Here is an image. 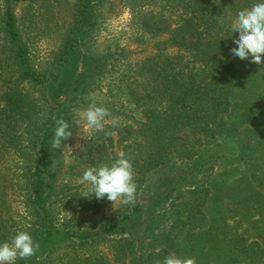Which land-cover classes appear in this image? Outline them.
<instances>
[{
    "label": "trees",
    "instance_id": "1",
    "mask_svg": "<svg viewBox=\"0 0 264 264\" xmlns=\"http://www.w3.org/2000/svg\"><path fill=\"white\" fill-rule=\"evenodd\" d=\"M114 1L74 0L59 63L78 59L73 89L79 100L88 97L87 79L101 75L107 59L116 54L120 60L114 62H122L127 56L126 49L118 54L115 50L111 54L77 52L114 10ZM256 2L123 0L137 30L132 41L153 53L127 64L110 81L122 93V103L139 110L141 118L124 114L117 107L120 104H112L106 121L124 116L127 123L106 122L104 131H97L95 140L85 145L83 158L74 162H97L90 167H99L98 162H114L124 153L133 165L136 201L124 205L109 226L83 229L60 222L64 206L87 210L93 205L90 195L64 194L74 182H65L60 165L64 161L59 150L51 147L56 120H65L69 131L76 127L77 119L67 107L68 84L49 83L34 69L13 0H0V243L26 231L39 244L34 256L18 259L16 264H163L165 256L175 254L172 231L209 228L204 192L208 188L177 204L175 215L180 216L165 232H156L159 243L139 244L132 242L131 234L127 238L116 232L129 224L136 211L140 218L161 203L157 198L149 199L153 204L148 205L138 200L141 195L144 198L149 173L160 171L171 160L194 163L219 140L231 142V151L245 167L254 189L264 193V64L252 63L251 57L241 60L230 51L237 47L233 41L239 34L232 33L231 25L238 11ZM27 90L39 92L42 96L37 102L53 110V116L36 113L32 98L23 92ZM80 166L85 168L83 163ZM13 202L22 214L15 211ZM155 229L145 231L153 235ZM243 250L250 262L263 259L264 252L255 242Z\"/></svg>",
    "mask_w": 264,
    "mask_h": 264
},
{
    "label": "rangeland",
    "instance_id": "2",
    "mask_svg": "<svg viewBox=\"0 0 264 264\" xmlns=\"http://www.w3.org/2000/svg\"><path fill=\"white\" fill-rule=\"evenodd\" d=\"M114 2V10L106 16L105 21L100 23L86 44L80 45L81 48L77 52L82 54L83 51L88 50L94 54H111L115 50L118 54L121 49H126L127 56L122 62H114L120 60L116 54L107 59L103 73L87 79L90 83L86 90L88 97L79 100V95H75L73 89L80 67L78 59L67 65L59 63L63 38L72 21L74 0H13L18 28L29 49L34 69L45 76L49 83L53 81L55 85L68 84L67 107L74 121L80 120V113L92 103L89 99L91 94L95 95L98 106L110 108L112 104H120L117 107L124 114L141 118L139 110L132 105L122 103V93L117 86L111 84L110 78L121 74V70L128 67L127 64L137 63L153 52L150 48L132 41L137 35L132 12L123 8V0ZM51 91L52 88H49L50 93ZM2 92L3 87L0 85V96ZM23 92L32 98L36 113L43 115L50 112L53 116V110L37 102L42 96L39 92L36 90ZM45 92L47 98L50 97L47 91ZM51 102L52 100H49V105L53 107ZM37 103L40 104L38 110ZM110 120H115L117 126L128 121L124 116L112 117L106 122ZM71 132L73 135L63 142L60 149H57L64 161L60 162V165L65 182H74L66 188L64 194L78 192L83 195L88 191V186L81 184L80 178L92 163L97 162H74V160L83 158V154L86 153L85 145L95 140L98 132L87 131L82 121L76 123V127ZM122 146L123 143L118 150ZM231 148L233 149L231 142L219 140L211 143L202 156L193 161L194 163L171 160L160 171L149 173L145 178V192L142 193L144 198L141 199V195L138 200L147 202L148 205L151 203L149 199L157 198L161 203L153 208V213H143L140 218L141 214L136 211L129 224L116 232L117 235L129 238L128 234H131L132 242L139 244L141 241L147 243L151 240L153 243H159L156 240L158 235L155 234L165 232L174 219L180 216L175 215L177 204L194 195L197 196L202 192V188H208L204 192L208 198L206 213L210 220L209 228L200 232L172 231L175 235L172 238L174 249L171 248V251L178 257L195 258L196 264H264V256L261 260L250 262L243 250L244 246L255 242L264 252V193L254 189L245 167L237 162ZM82 163L85 164V168H81ZM98 163L99 166H110L113 162ZM89 195L93 207L82 210L80 206L75 208L64 206L60 213L61 224L70 228L74 224L77 228L83 229L98 227L101 224L109 226V222L115 220V216L124 208V205L118 202L112 204L106 197L98 200L95 196ZM172 202L174 206H169ZM12 206L15 211L22 214L18 203L13 202ZM147 227L156 228L153 235L145 231ZM129 230L131 233H128Z\"/></svg>",
    "mask_w": 264,
    "mask_h": 264
},
{
    "label": "clouds",
    "instance_id": "3",
    "mask_svg": "<svg viewBox=\"0 0 264 264\" xmlns=\"http://www.w3.org/2000/svg\"><path fill=\"white\" fill-rule=\"evenodd\" d=\"M232 33H238V39L233 42L237 47L230 51L241 60H248L255 64H264V0L252 4L250 7L238 11L231 25ZM92 103L80 113V120L87 131H104L106 118L110 112L106 107L96 104L94 94L89 96ZM57 127L51 141L53 149H60L63 142L73 135L69 131V124L63 120L55 121ZM105 135H110L105 132ZM80 183L88 186L89 194L95 198H107L108 201L122 205L133 204L136 201L137 185L134 182L133 165L124 153H120L110 166L89 167L80 178ZM39 244L26 231L17 232L10 241L0 243V264H16L18 259H27L36 254ZM163 264H196L195 258H182L175 254L164 257Z\"/></svg>",
    "mask_w": 264,
    "mask_h": 264
}]
</instances>
